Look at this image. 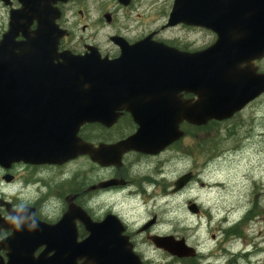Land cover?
I'll list each match as a JSON object with an SVG mask.
<instances>
[{"label":"water","instance_id":"obj_1","mask_svg":"<svg viewBox=\"0 0 264 264\" xmlns=\"http://www.w3.org/2000/svg\"><path fill=\"white\" fill-rule=\"evenodd\" d=\"M0 1L11 6L10 0ZM17 1L21 7L10 10L8 29L0 40L2 167L20 161L60 164L80 155L109 166L118 164L129 150L156 155L183 137L179 128L183 122L202 127L212 120H228L264 93V74L252 64L264 57V0H242L237 5L242 32L228 36L220 51L213 48L162 65L157 56L171 52L148 41L124 45L114 61L92 53L81 57L58 53L48 17L56 2L68 0ZM33 20L38 25L30 32ZM176 21L173 13L170 22ZM20 33L23 40L16 41ZM181 92L192 93L196 100H182ZM121 111L130 113L138 126L128 139L94 151L77 137L83 124L110 126ZM192 176L179 177L173 193ZM188 210L198 213L194 203ZM81 214L89 235L77 245L67 244L77 255L55 254L43 264H76L80 259L82 264H141L116 217L93 223ZM65 218L44 228L51 236H66ZM152 242L177 258L195 256L183 239L154 237Z\"/></svg>","mask_w":264,"mask_h":264},{"label":"flooded vegetation","instance_id":"obj_2","mask_svg":"<svg viewBox=\"0 0 264 264\" xmlns=\"http://www.w3.org/2000/svg\"><path fill=\"white\" fill-rule=\"evenodd\" d=\"M241 2L68 0L56 2L53 14L48 19L52 21L53 38L57 40L59 53L69 52L73 56L92 53L101 59L114 61L121 57L124 45L148 41L160 44L171 52V55L161 53L157 56L162 65L172 60L179 63L180 58L189 54L213 48L215 52L220 51L227 45L228 36L242 32L243 24L238 20L240 7L237 6ZM12 7L19 8L17 0H12ZM173 13L178 21L171 23ZM37 25L33 20L29 31L33 32ZM16 40H23L21 33ZM254 64L257 66L258 62ZM180 96L182 100L194 98L188 92H181ZM117 113L119 116L110 126L98 122L83 124L78 129L77 137L95 151L99 146L115 145L135 134L138 126L130 113ZM168 152L177 156L178 143L157 155L124 152L120 162L110 166H102L87 155L60 164L20 161L7 168L0 166V264H43V261L61 253L76 256V250L67 244L77 245L89 235L81 221L82 212L93 223H101L109 215L115 216L122 225V235L128 237L138 253V242L147 228L143 230L144 225L140 224L132 227L125 209L132 196L145 193V186L156 182L151 176H144L139 167L144 161L156 159L154 161L159 166L153 174L164 177L161 173V156ZM196 177L194 174V179ZM162 181L159 184L161 199L172 196L174 180ZM18 206L21 207L18 209ZM64 216L68 235L51 236L44 227L57 224ZM10 217H17L21 221L18 229ZM156 227H159L156 221L148 227L147 243H152L151 239L155 236L173 235L153 233ZM192 247L196 251L194 257L173 259L171 263L206 264L207 259L203 258L199 248ZM81 260H77L76 264H82ZM143 264L148 263L144 261Z\"/></svg>","mask_w":264,"mask_h":264},{"label":"rangeland","instance_id":"obj_3","mask_svg":"<svg viewBox=\"0 0 264 264\" xmlns=\"http://www.w3.org/2000/svg\"><path fill=\"white\" fill-rule=\"evenodd\" d=\"M7 22L8 8L0 3V35ZM258 67L264 72V60ZM211 127L204 131L190 128L179 142L177 156L173 152L161 156L163 178L175 180L190 170L199 174V180L176 197L160 198L163 179L153 174L159 164L156 159L143 162L140 171L156 183L145 186V193L131 197L125 209L128 220L134 227L154 219L159 227L153 233L184 238L199 248L209 264H264V96L232 120ZM228 132L233 136L228 137ZM200 143L204 145L202 151L194 147ZM189 201L200 206L202 213H190ZM254 209L250 221L239 227V237L227 233ZM208 212L210 222L206 219ZM145 232L138 242V254L150 264H172L170 257L146 242L149 228Z\"/></svg>","mask_w":264,"mask_h":264},{"label":"trees","instance_id":"obj_4","mask_svg":"<svg viewBox=\"0 0 264 264\" xmlns=\"http://www.w3.org/2000/svg\"><path fill=\"white\" fill-rule=\"evenodd\" d=\"M196 130H199V129H196ZM227 136H228V137H232V136H233V132H228ZM203 148H204L203 143L198 144V149H199V150L202 151ZM250 213H251V215H252V212H250ZM250 213H249V215H250ZM253 213H255V212L253 211ZM249 215H248L247 217H245V218H244L239 224H237V226L239 227V226H241L243 223H245V221L248 219ZM238 227H234V228L238 229ZM236 229H234V230H236ZM238 235H239V229H238Z\"/></svg>","mask_w":264,"mask_h":264},{"label":"clouds","instance_id":"obj_5","mask_svg":"<svg viewBox=\"0 0 264 264\" xmlns=\"http://www.w3.org/2000/svg\"><path fill=\"white\" fill-rule=\"evenodd\" d=\"M21 206H18V209ZM11 222L15 225V227L18 229L20 227L21 221L17 217H10ZM32 227H35V224H32Z\"/></svg>","mask_w":264,"mask_h":264}]
</instances>
